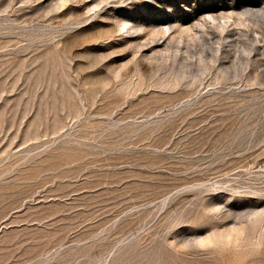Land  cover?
Here are the masks:
<instances>
[{
    "label": "rangeland",
    "instance_id": "1",
    "mask_svg": "<svg viewBox=\"0 0 264 264\" xmlns=\"http://www.w3.org/2000/svg\"><path fill=\"white\" fill-rule=\"evenodd\" d=\"M0 264H264V0H0Z\"/></svg>",
    "mask_w": 264,
    "mask_h": 264
},
{
    "label": "bare ground",
    "instance_id": "2",
    "mask_svg": "<svg viewBox=\"0 0 264 264\" xmlns=\"http://www.w3.org/2000/svg\"><path fill=\"white\" fill-rule=\"evenodd\" d=\"M235 230V229H234Z\"/></svg>",
    "mask_w": 264,
    "mask_h": 264
}]
</instances>
